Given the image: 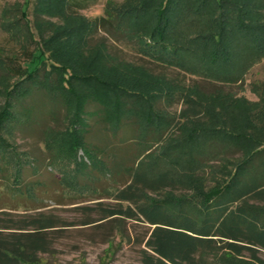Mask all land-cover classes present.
<instances>
[{"label": "trees", "instance_id": "obj_1", "mask_svg": "<svg viewBox=\"0 0 264 264\" xmlns=\"http://www.w3.org/2000/svg\"><path fill=\"white\" fill-rule=\"evenodd\" d=\"M82 1L42 0L38 15ZM69 14L47 57L2 90L0 172L13 164L16 188L31 187L36 180L22 181V170L36 172L42 160L8 136L35 134L59 182L115 186L117 204L82 224L148 225L140 264H264V84L251 87L257 102L207 92L89 43L102 28L164 65L237 83L264 58V0H125L95 20ZM156 101L181 106L172 113ZM56 224L51 214L1 210L0 264H43Z\"/></svg>", "mask_w": 264, "mask_h": 264}, {"label": "rangeland", "instance_id": "obj_2", "mask_svg": "<svg viewBox=\"0 0 264 264\" xmlns=\"http://www.w3.org/2000/svg\"><path fill=\"white\" fill-rule=\"evenodd\" d=\"M41 1L0 0V104L3 102L2 90L5 85L10 86L18 79L19 73L31 69L39 60L41 52L47 57V42L53 38L54 32L71 21L69 13L95 20L104 16L110 4L118 5L125 0H87L70 7L71 9L64 13L52 11L49 15H38ZM89 40L92 46L105 45L106 51L116 57L117 61L145 67L144 69L153 75H162L184 85L198 83L207 92L222 90L234 97L257 102L259 96L251 87L264 84V58L249 68L243 81L223 84L217 79L202 75L200 71L164 65L141 53L135 45L114 39L102 28H98ZM4 66L10 71L7 79L4 77ZM155 104L157 107L167 108L172 113L178 112L181 106L179 101L169 106L163 101H156ZM12 130L14 135L12 134L11 138L5 134L16 149L31 153L42 160V163L39 170L33 173L28 167H24L21 180L29 183L31 180L36 181L27 191L23 187L21 192L13 181L14 165L3 163L5 170L0 172V211H10L17 215L43 212L55 216L57 224L48 231L54 240L53 247L50 252L41 255V262L140 264L139 249L143 247L142 241L149 231L147 224L129 218L119 221V225L118 221L108 222L106 219L82 224L84 220L97 219L102 208L114 207L117 204L109 194L114 191L115 186L105 179L93 185L79 183L74 187L59 182L56 167H49L44 160L47 153L41 138L35 134L28 136L26 133H20L17 128ZM229 155L233 159L240 153L232 151ZM79 181L83 182L81 179ZM104 187L110 191L106 193L102 190ZM126 205V202L122 203V206ZM261 256L264 257V254ZM241 260L249 261L245 256L241 257Z\"/></svg>", "mask_w": 264, "mask_h": 264}]
</instances>
